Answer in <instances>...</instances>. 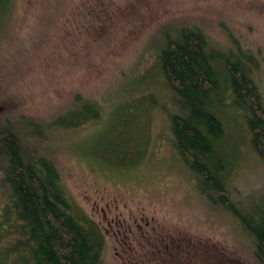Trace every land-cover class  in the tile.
<instances>
[{"label": "rangeland", "instance_id": "rangeland-1", "mask_svg": "<svg viewBox=\"0 0 264 264\" xmlns=\"http://www.w3.org/2000/svg\"><path fill=\"white\" fill-rule=\"evenodd\" d=\"M13 11L0 32V125L13 120L39 140L77 95L101 103L98 120L47 129L42 151L106 232L103 264H264L238 216L264 204V160L247 121L228 117L238 143L228 205L179 161V108L156 58L166 34L198 24L219 49H238L264 100V0H17ZM140 94L145 112L127 113ZM105 141L116 148L108 159ZM2 155L0 140V179ZM14 229L0 225V247Z\"/></svg>", "mask_w": 264, "mask_h": 264}, {"label": "trees", "instance_id": "trees-1", "mask_svg": "<svg viewBox=\"0 0 264 264\" xmlns=\"http://www.w3.org/2000/svg\"><path fill=\"white\" fill-rule=\"evenodd\" d=\"M16 1L0 0V32ZM233 52L239 51L236 47L219 49L209 42L200 25L191 24L177 30L175 37L166 34L156 56L159 74L171 86L173 103L179 108L172 116V140L179 161L193 172L196 181L201 177L203 186L217 191L228 205L232 191L229 181L238 153L236 134L229 125L231 111L239 125L247 121L244 127L264 160V100L252 70ZM144 95L128 100L127 113L136 108L142 115ZM149 98L156 102L151 95ZM100 104L77 95L57 125L78 129L98 120ZM14 123L6 120L0 125L4 173L0 188L5 190L0 225H15L14 239L0 247V264H103L106 232L74 200L58 166L42 151L46 130L58 126L42 124L44 133L38 140ZM107 142L101 154L104 158L116 150ZM256 208L249 215L239 212L238 216L251 233L254 255L264 263V204Z\"/></svg>", "mask_w": 264, "mask_h": 264}]
</instances>
